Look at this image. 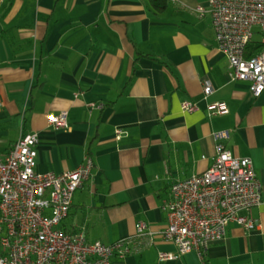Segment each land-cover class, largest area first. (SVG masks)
I'll list each match as a JSON object with an SVG mask.
<instances>
[{"label":"crops","instance_id":"crops-1","mask_svg":"<svg viewBox=\"0 0 264 264\" xmlns=\"http://www.w3.org/2000/svg\"><path fill=\"white\" fill-rule=\"evenodd\" d=\"M250 85L229 75L209 0H168L158 13L149 0H0V150L36 132L39 172L94 160L65 230L104 243L134 235L141 220L159 232L171 184L214 162L215 132L227 130L233 154L253 160L262 182L257 227L230 223L204 261L196 251L160 259L178 247L157 234L113 264H264V91L256 97ZM184 100L200 108L184 111ZM214 101L229 112L210 116ZM64 110L68 127H55L49 115Z\"/></svg>","mask_w":264,"mask_h":264},{"label":"built area","instance_id":"built-area-1","mask_svg":"<svg viewBox=\"0 0 264 264\" xmlns=\"http://www.w3.org/2000/svg\"><path fill=\"white\" fill-rule=\"evenodd\" d=\"M212 26L220 51L229 61L232 80H250L254 96L264 91V0H209ZM200 14L204 7H197ZM258 36V38L256 37ZM254 42L260 50L247 56ZM204 98L214 92L204 84ZM184 111H195L197 102L184 100ZM208 114L229 112L224 101L207 105ZM55 127H68V112L50 114ZM123 130L117 129V138ZM217 139L212 165L202 173L176 180L162 207L167 225L158 231L146 221L136 223L134 235L113 243L89 242L84 230H65L61 224L69 215L74 193L89 179L94 160L87 155L78 167L57 173L39 172V134H23L7 152L0 150V264H113L154 242L157 234L178 247V254L161 252L160 259H176L196 251L204 261L208 247L227 234L236 223L254 229L258 219L252 208L262 201V182L253 160L238 157L228 148L227 130L214 133ZM146 238V239H145Z\"/></svg>","mask_w":264,"mask_h":264},{"label":"trees","instance_id":"trees-1","mask_svg":"<svg viewBox=\"0 0 264 264\" xmlns=\"http://www.w3.org/2000/svg\"><path fill=\"white\" fill-rule=\"evenodd\" d=\"M149 4L151 9L155 12H162L165 10L168 6V0H149ZM260 50V47L255 44L254 42H251L248 45V50H247V56H252L253 54L257 53V51Z\"/></svg>","mask_w":264,"mask_h":264},{"label":"rangeland","instance_id":"rangeland-1","mask_svg":"<svg viewBox=\"0 0 264 264\" xmlns=\"http://www.w3.org/2000/svg\"><path fill=\"white\" fill-rule=\"evenodd\" d=\"M258 38V36H256ZM0 249H1V246H0Z\"/></svg>","mask_w":264,"mask_h":264}]
</instances>
